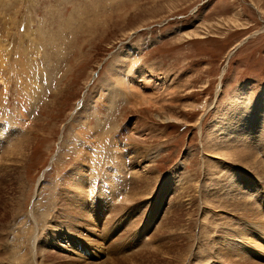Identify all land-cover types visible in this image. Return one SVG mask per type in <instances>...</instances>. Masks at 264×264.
I'll return each instance as SVG.
<instances>
[{
    "label": "rangeland",
    "instance_id": "1",
    "mask_svg": "<svg viewBox=\"0 0 264 264\" xmlns=\"http://www.w3.org/2000/svg\"><path fill=\"white\" fill-rule=\"evenodd\" d=\"M0 55V129L24 143L1 182L8 247L24 231L35 264H264V136L251 120L264 108V0H0ZM229 105L253 122L255 157L243 165L216 153ZM92 144L127 153L120 172L143 185L134 200L131 182L109 196L99 223L70 214L66 196ZM3 153L0 169L13 162ZM162 244L175 257L156 254Z\"/></svg>",
    "mask_w": 264,
    "mask_h": 264
},
{
    "label": "bare ground",
    "instance_id": "2",
    "mask_svg": "<svg viewBox=\"0 0 264 264\" xmlns=\"http://www.w3.org/2000/svg\"><path fill=\"white\" fill-rule=\"evenodd\" d=\"M239 44L237 45V47L239 46ZM230 56H231V52L228 55V58ZM132 70H133V68H132ZM130 71H131V69H130ZM137 71L141 72L140 68H138L136 70V72ZM144 73L145 72L140 73V74L144 75ZM131 86H132L131 89L133 91L132 94H134L133 96L136 97L137 99L140 98V102L141 103H143V102H144V104L147 103L148 102V98L146 96L147 93L145 94L141 90L135 91V89H136L135 86L133 84ZM112 95H113V93H112ZM111 98H112V96H110L109 100ZM140 105H142V104H140ZM224 110H225V112L222 113L223 115L221 116L222 117L221 118L222 121L217 126H218V129H219V132H220V130L224 131L222 139L225 138L227 140V138L229 136H230V138L228 139V141H229L228 143H227V141H225L226 143L223 145L224 150L222 149V145L220 144L221 147H217L216 151H218V152H216V153L223 154V155H225L224 157H226L228 159L231 158L235 162L238 161L239 165L240 164L243 165L246 161L248 162L249 159L252 160L251 157H253V156L255 157V155H253V151H252L253 148H251L253 143H248L247 144V139L251 138V136H252L251 132L253 130H251L247 126H249V124L253 123L252 121L254 119H256L255 122L258 123L256 131H258L262 136H264V133L261 132L262 122H264V115H263L264 114V108L261 109L262 110L261 113H259L260 111L257 112V113H253V114H256V117L251 119L252 121L244 117L246 109H245V107L243 105H241V107H238V108H234V107L229 105V106H226L224 108ZM248 114H250V113H248ZM248 117H249V115H248ZM237 124H240L239 127H240V129L242 131L241 134L237 133L236 131H234V130L237 129V128L236 129L234 128V125H237ZM137 126H138L137 124H134L133 127L135 128ZM99 130L100 129L93 130V133H96V131L98 133ZM0 132H1L0 134H2V135H0V150L4 149V153L2 154V156H3V158L5 157V159L8 157L7 158L8 160L9 159H13L12 160L13 161L12 165L10 164L8 166H5V168H1L0 169V189H1V187L4 188L2 186V184H1V182H3L6 178H8L11 169H16V168L19 167L17 165L19 163H21V160H22V156H19V154L22 153L21 151L23 149V146H24L23 144L24 143H23V140L19 136L15 137V133L14 132L2 133L3 132V128L0 129ZM93 135H95V134H93ZM246 135H247V137H246ZM220 138L221 137L216 138L217 141L215 140L216 141L215 143L220 142V140H221ZM242 138H245V139H242ZM97 139H99V138H97ZM83 141L85 142V140H83ZM111 141H113V140H111ZM236 142L241 143V145H244V146L248 145V146L244 147V148H242L243 146H241V145H240L241 148H240V146H239V148L238 147H233L234 143H236ZM215 143H212L213 145H211V144H209V145L211 147H214L216 145ZM232 144H233V146H232ZM262 144L264 146V143H262ZM117 145H118V143H117ZM81 146H80V148H81ZM217 146H219V144H217ZM97 147L95 145H93L92 149L89 150V151L83 150V149L79 150V156L76 159L75 164L72 166V171H71L72 174L70 175V177L68 176L69 178H67V179L71 180L74 176L78 175V177H79V175H80V177L77 180L79 182V184L77 183L75 185L76 186L75 191H73L72 193L70 192V193L66 194V196L68 195L67 197H71V204L69 205L70 206L69 207L70 208V214L77 215V218L85 220V221L92 220L93 221L92 223H94V222L95 223H97V222L99 223L98 219L95 218V217L97 215V212L101 209V203L109 204V202H110V204L113 203V205H114V203H115V201L117 199H115L113 197L110 198L109 196H111V195L112 196H114V195L118 196L117 194H120L124 190V189L122 190V188L128 187L127 185L130 184V182H131L132 183L131 189H133V190H131V194L129 195L128 199L129 200H134L137 197V195H138L137 192H136L137 189L139 187L140 188L143 187L142 184L135 183L134 178L131 179L132 181H130V179L128 181V176L126 175V172L123 175L121 174V172L123 173V171L125 170V169H120V168L122 167V165H124L123 164V161H124L123 157L125 156V158H126L127 153L120 154L119 152H115L114 151L115 148H112V145L110 146L109 144L107 146H105V147H103V145H102L103 148H101V147L97 148ZM116 151H117V149H116ZM221 151H223V153ZM11 154H12V157H10ZM122 155H123V157H122ZM129 160L131 161V157L130 156H129ZM257 160H258V158H257ZM84 163H85V165H84ZM86 163H90V164H86ZM257 163H258V170H264V162H262V160H259V161H257ZM108 164H110V165L114 164L115 166H114V168H110L109 169L110 166H108ZM86 165H87V167L85 168ZM124 167H127V164ZM108 169H109V171H108ZM120 170H121V172H120ZM148 170L146 169V172ZM82 173H84V175ZM147 173H145V174H147ZM148 177L149 176H147V175L140 174L136 178L140 179L141 181L145 182V184H146L147 180H149ZM17 179H18V181L20 183L22 182V178L20 176ZM98 188H100V189L98 190ZM5 189H6V187H5ZM108 189H110V191L112 190V194H110V193L107 194L108 193ZM102 190L104 191V193H102V194L106 195L103 198H101ZM6 193H8V192H6ZM124 193L126 194V191ZM12 196H13V194L11 195V193H10L9 196H8L9 197V200H8L9 203H6V201H5L4 209H7L11 205V203L14 201V198H12ZM95 197H97V198L95 199ZM126 197L127 196L123 197L122 199L126 200L127 199ZM90 199L95 200V201L98 202L97 205L94 204L95 207L91 208L92 211H90L88 209L89 208ZM213 200L221 201L220 199H213ZM20 201H21V199L19 198L17 200V202H16L18 204L17 205L18 207L21 204ZM189 202L192 203V205H193V203H195V201H189ZM249 202L245 201V202L242 203V202H238V201H235V202L233 201V203H235V207L237 209H239V210H241L244 207H246L247 205H249ZM73 204H74V206H73ZM175 204H176V202L174 203V205ZM253 205L254 204H252V206ZM13 209H15L14 212L17 211L16 207L12 208V210ZM251 209H253V208H251ZM12 210L11 211H6L7 217L11 214ZM101 212H102V210H101ZM12 214H13V212H12ZM258 215H259V213H256L257 217H258ZM5 231L6 230L4 228V232ZM5 234H6V232L5 233H1V235H0V256L2 257V261H4L5 259L11 258V259H13L15 261H18L19 264H27V263H30V262L32 264H35L34 253L36 252V249H35V245L36 244L34 242H32L31 236H30V239H27L28 238L27 234H25V239L21 240L20 238H21L22 235H24V231L22 233L21 232H16L15 236L13 237V239H11L12 240L11 241L12 245H10L11 247H8L7 245H9V237L7 235L5 236ZM55 234L57 235V233H55ZM3 237H4V239H2ZM35 237H36V235H35ZM163 243H165V241H163ZM159 247H162V248L154 247V251L156 252V254L158 252H160V254L165 255V256H167V257L172 259V257H171L172 254L170 252H166L165 250H163V247H166V244H164V245L162 244ZM190 252L191 251H190V247H189L188 251H186V254L188 255ZM172 256H174V255H172ZM230 256H232V255H230ZM187 257H189V255L186 256L184 259L175 258V259H172V260H175V261L176 260H181L182 261L181 263L184 264L185 262L188 263V261H189V260H187ZM199 257H200V255H198V258ZM244 259H245L244 262L248 261L250 263V261H249L250 258L245 256ZM0 264H5V262L0 263Z\"/></svg>",
    "mask_w": 264,
    "mask_h": 264
}]
</instances>
